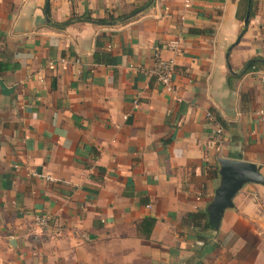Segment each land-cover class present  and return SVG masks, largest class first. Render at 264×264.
<instances>
[{
    "label": "crops",
    "instance_id": "0c3cea01",
    "mask_svg": "<svg viewBox=\"0 0 264 264\" xmlns=\"http://www.w3.org/2000/svg\"><path fill=\"white\" fill-rule=\"evenodd\" d=\"M237 10L0 0V264H264V185H243L205 242L182 224L206 211L218 157L264 175V0L245 26Z\"/></svg>",
    "mask_w": 264,
    "mask_h": 264
},
{
    "label": "water",
    "instance_id": "95a60500",
    "mask_svg": "<svg viewBox=\"0 0 264 264\" xmlns=\"http://www.w3.org/2000/svg\"><path fill=\"white\" fill-rule=\"evenodd\" d=\"M249 13L243 18L248 22ZM2 91H5L3 85ZM218 181L211 199L206 205L208 219L216 223L218 229L225 210L234 208V197L246 183L264 185V175L260 167L252 162L227 157L217 158Z\"/></svg>",
    "mask_w": 264,
    "mask_h": 264
},
{
    "label": "trees",
    "instance_id": "16d2710c",
    "mask_svg": "<svg viewBox=\"0 0 264 264\" xmlns=\"http://www.w3.org/2000/svg\"><path fill=\"white\" fill-rule=\"evenodd\" d=\"M134 12V11H133ZM123 14L116 17H113L112 15H108L106 18L102 19H93L90 18L89 15L84 16V19H87L93 23L98 24H115L116 22H121L122 20H127L131 15L133 14ZM246 12L249 13V16L253 14V0H238V10H237V16L240 20H243ZM71 22V19L67 20V23ZM244 31V28L241 30L240 35ZM253 63V60L247 62L243 69L239 71V74L245 72ZM215 119L218 121V123L221 124L222 120L220 119V116L217 113H214ZM152 226L154 219H149ZM182 224L185 226H188L191 228L193 232V237L201 242H205L207 240V232L208 231H215L216 223L212 222L208 219V215L206 211H195V212H188L182 217Z\"/></svg>",
    "mask_w": 264,
    "mask_h": 264
},
{
    "label": "built area",
    "instance_id": "2783aa9c",
    "mask_svg": "<svg viewBox=\"0 0 264 264\" xmlns=\"http://www.w3.org/2000/svg\"><path fill=\"white\" fill-rule=\"evenodd\" d=\"M186 7H189L191 0H182ZM179 41H171L169 47L176 49L178 47ZM154 58L155 62L151 70L152 76L155 78L156 82L164 89L165 91H173V75H174V61L173 59L162 58L159 54V48L154 47ZM210 118H213L211 113H208ZM260 119L264 122V110L260 111ZM215 132L218 134L221 132V128L218 127ZM35 223L39 226H43L48 222V216L42 214L35 215Z\"/></svg>",
    "mask_w": 264,
    "mask_h": 264
}]
</instances>
